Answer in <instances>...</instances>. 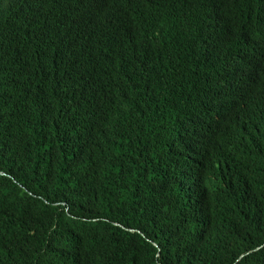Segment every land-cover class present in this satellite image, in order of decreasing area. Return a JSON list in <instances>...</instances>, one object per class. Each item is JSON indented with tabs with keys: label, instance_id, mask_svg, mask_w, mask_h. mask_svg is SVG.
<instances>
[{
	"label": "trees",
	"instance_id": "1",
	"mask_svg": "<svg viewBox=\"0 0 264 264\" xmlns=\"http://www.w3.org/2000/svg\"><path fill=\"white\" fill-rule=\"evenodd\" d=\"M0 264H264V0H0Z\"/></svg>",
	"mask_w": 264,
	"mask_h": 264
}]
</instances>
